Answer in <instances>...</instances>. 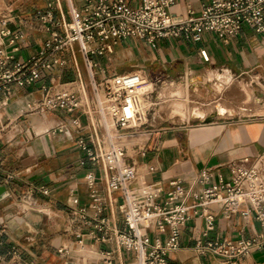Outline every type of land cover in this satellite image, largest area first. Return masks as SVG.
Segmentation results:
<instances>
[{"label":"crops","instance_id":"crops-1","mask_svg":"<svg viewBox=\"0 0 264 264\" xmlns=\"http://www.w3.org/2000/svg\"><path fill=\"white\" fill-rule=\"evenodd\" d=\"M61 1L64 10L61 14L56 9L54 17L61 20L64 14V19L69 22V5L81 9L88 0ZM127 1L132 6H139L144 0ZM210 1L175 0L171 12L177 18L197 15ZM38 11L46 13V0H0V20L7 17V26L11 31V35L4 39V48L14 55L13 63H23L38 54L50 37V23L44 24L39 20ZM55 29L63 31L62 27ZM18 34L19 37L12 43L11 40ZM60 55L67 59V63L44 79L30 86L13 85L10 94L0 92V184L6 187V195L0 196V256L14 264L63 263L59 250L79 240L70 225L69 209L73 194L77 193L82 205L89 204L90 191L85 177L89 172L102 174L90 162L82 163L85 153L78 146V138L87 134L86 126L80 130L70 125L66 132L53 133L60 124L70 123L76 116H80L85 124V116L79 111L68 113L39 107L45 95L43 86L52 83L63 86L76 80L78 72L85 70L78 44L74 46L77 67L71 52L63 51ZM96 59L105 74L112 70L116 74V70L123 68H135L133 71L140 70L148 77L154 73L153 82L167 79V84L171 83L163 88L167 90L180 85L172 87L173 83L182 82L185 86L180 87L188 91L197 84L189 85L191 78L195 80L196 77H203V81H198L203 85L207 83V87L223 88L218 101L223 100L221 103L231 109L233 115L218 116L210 123L193 119L174 123L159 119L158 124L161 125L153 130L144 149L134 157L146 180L159 185L164 193L176 179L194 182L205 167L219 168L228 178L229 171L225 165L228 162L264 155V113L253 116L240 110L246 105L243 102L246 97L243 85L256 90L258 104L254 106L264 108V33L244 27L235 38H220L213 32H207L198 42L182 37L164 38L158 41L156 47L130 38L116 42L112 52L96 56ZM160 90L161 87L156 89L154 95L156 107L159 106L157 98ZM162 91L159 100H162ZM183 99L187 111L203 105L197 99L205 101L201 95L200 98L195 95L191 98L188 93ZM214 105L204 106L213 109ZM97 187L106 199V213L112 216L114 224L122 227L123 217L119 211L121 193L109 194L104 180L98 182ZM195 188L200 186L196 184ZM30 189H34L33 202L37 207L19 211L16 200L26 198ZM45 190L48 193H44ZM209 209L215 215L216 225L210 236L220 241L252 238L262 231L254 212L243 214L246 206H241L231 217L224 214L218 203L211 204ZM205 230L204 216L195 215L188 220L181 232L180 247L170 255L169 264H223L222 258L199 256L195 252L196 242L203 237ZM150 234L152 240L159 235L152 230ZM166 235H162V239ZM84 241L103 255L101 259L91 260V264H106L108 258H113L116 264L132 262V255L123 249L105 245L88 235ZM111 246L114 252L108 255ZM238 264H264V250H253L240 258Z\"/></svg>","mask_w":264,"mask_h":264},{"label":"built area","instance_id":"built-area-1","mask_svg":"<svg viewBox=\"0 0 264 264\" xmlns=\"http://www.w3.org/2000/svg\"><path fill=\"white\" fill-rule=\"evenodd\" d=\"M46 1V13L38 11L37 17L44 24L50 23L51 34L38 54L23 63H13L14 55L7 53L5 41H0V92L10 94L13 85H34L56 68L65 66L67 59L60 55L63 51L72 53L77 67L74 46L78 44L87 78L80 71L76 80L63 86L58 83L43 86L45 95L39 103V107L47 110L79 111L85 116V124L76 116L70 123L60 124L53 133L66 132L70 125L80 130L86 126L87 134L78 138V146L85 153L82 163L88 161L102 172L101 175L89 172L85 177L90 191L89 204L82 205L77 193L73 194L70 225L78 242H83L88 235L90 239L130 253L131 264H169L170 255L180 247L181 232L187 221L202 215L206 230L195 245L199 256L211 255L222 258L223 264H238L240 258L253 250H264V155L228 162L225 164L228 178L219 168L205 167L194 182L176 179L165 193L148 180L139 184L138 166L134 157L128 155L126 142L129 138L131 142L144 140L143 150L156 128L150 124L157 105L153 97L155 82L151 81V90H142L145 83L141 75L133 76L131 79L137 80L132 83L128 82V76L108 77L96 59L112 52L116 42L130 38L156 47L164 38L182 37L198 42L207 32L220 38H235L244 27L264 33V0H212L199 14L186 18L172 14L175 0H144L139 6H132L127 0H88L81 9L69 5V22L64 14L61 20L54 17L56 9L61 14L64 10L61 0ZM0 23L4 26L7 20L2 18ZM56 27H62L63 31H57ZM1 34L5 39L11 31L0 29ZM18 37L19 34L15 35L11 42ZM111 78L116 82H110ZM148 99L151 101L146 106ZM135 148L139 149L140 144ZM102 180L109 194L121 193L122 227L114 224L112 216L106 213V199L97 187ZM196 184L200 188L196 189ZM33 195L34 189H30L22 200L30 204L26 210L35 208ZM213 203L220 204L227 217L246 206L243 214L254 212L262 231L252 238L237 240L220 241L211 237L216 226L215 215L209 209ZM151 230L159 233L154 240ZM162 235H166L164 239ZM112 252L113 247L108 255ZM59 253L66 255L69 250L63 247ZM0 264L14 263L0 256ZM106 264L116 263L108 258Z\"/></svg>","mask_w":264,"mask_h":264},{"label":"bare ground","instance_id":"bare-ground-1","mask_svg":"<svg viewBox=\"0 0 264 264\" xmlns=\"http://www.w3.org/2000/svg\"><path fill=\"white\" fill-rule=\"evenodd\" d=\"M120 77L122 76H128V82L132 83L135 82L137 79H131L133 76L135 75H141V78H143L144 80V87H142V90H151L152 89V84L151 81L149 79H147V77L144 75V73L140 70L134 71V72H128V73H123V74H119ZM112 83H114L112 78L110 79ZM140 80V79H139ZM203 81V77H196L195 80H191L189 81V85H192L193 83H197L193 88L189 89L188 91L183 87H180V85H184L185 83L182 82H178V84H180L179 86L172 88L170 90L167 89H163L164 87H169V84H165L162 86V89L159 91V93L162 91V105L161 107L156 111L157 113L154 114L155 116V120H163L164 122L167 120L170 121H174L175 122H180V121H185V120H201V121H205L207 118H217L218 116H225L226 115H233V111H231V109L229 110L228 108L223 106V102L221 103V101L223 100H219L218 98H221V95L223 93V88L218 86V87H205V85H203L202 82ZM198 81V82H197ZM116 82V81H115ZM194 85V84H193ZM218 85V84H217ZM240 85V84H239ZM202 88L200 91L199 89ZM199 91V92H198ZM244 94L246 95L245 97V106L240 108V110H243L244 114H248V115H255V114H262L264 113V108H257V106L255 107V104H258V101L256 98V91L254 88L248 86V85H243V90ZM190 95L191 98L193 97V95H195L196 97L200 98V95L205 99V101H213L215 103L213 109L211 110L210 113H208L207 109L204 104L202 106H197V107H193L191 108V110L187 111L186 110V103H184V97H186V95ZM196 93V94H195ZM200 93V94H199ZM236 96V94H234ZM103 96V94H102ZM230 96V95H229ZM158 99H159V94H158ZM233 99V98H232ZM236 100V98L234 99ZM149 101H146V106L148 105ZM31 107H35V105H31ZM209 107V106H208ZM238 108V109H239ZM233 109V108H232ZM236 111V109H235ZM234 111V112H235ZM236 113V112H235ZM153 116V118H154ZM237 116V115H236ZM234 116V117H236ZM166 117V118H164ZM234 117H228V118H234ZM188 118V119H187ZM152 118L150 119V124L151 126H155L152 124ZM163 122V123H164ZM162 123V124H163ZM156 125L157 126H160ZM110 126H112L110 124ZM127 144H132V142L128 141ZM138 178H140V173L138 172ZM140 181L142 182V184H144L145 182H147L145 175L143 180L140 179ZM6 195V193L2 194L1 196ZM78 246L75 248V253L78 254L81 257H85L84 259H91L93 257H97L98 258V252L94 249L89 247L86 242H78L77 244Z\"/></svg>","mask_w":264,"mask_h":264},{"label":"rangeland","instance_id":"rangeland-1","mask_svg":"<svg viewBox=\"0 0 264 264\" xmlns=\"http://www.w3.org/2000/svg\"><path fill=\"white\" fill-rule=\"evenodd\" d=\"M4 19H6L7 20V17H3ZM1 19H2V17H1ZM7 23H8V20H7ZM7 23L4 25V26H0V29H2V30H8V26H7ZM1 24V23H0ZM4 41V36H2V34L0 35V41ZM4 44V43H3ZM4 46V45H3ZM125 68H123V70H116L117 72H116V74H123V73H126V72H130V71H133V70H135V68H131L130 70H124ZM86 69L84 70V72H83V75H84V78L86 79L87 77V75H86ZM115 73V70H112L110 73H107L106 75L109 77L110 75H113ZM148 77V76H147ZM155 77H156V74H154V73H152V74H150L149 75V77H148V79L150 80V81H152L153 79H155ZM256 78V77H255ZM251 79V78H250ZM256 79H258V78H256ZM261 80V79H260ZM156 82V81H155ZM168 82V80L167 79H164V80H162L160 83L158 82H156L155 83V86H154V90H155V93H156V89H159L160 87H161V89H162V86L163 85H165L166 83ZM177 83L178 82H176V83H173V86L172 87H174V86H176L177 85ZM169 85H171V83H169ZM207 85V83H205V87H207L206 86ZM252 86H254V87H256L255 85H252ZM211 87V86H210ZM257 88V87H256ZM202 88H200L199 89V91L201 90ZM90 90V88H88V91ZM257 90H258V88H257ZM198 91V92H199ZM256 91V90H255ZM259 91V90H258ZM260 92V91H259ZM154 93V95H156ZM88 94L90 95V91L88 92ZM160 94V93H159ZM225 95H226V93H224ZM224 94H223V96H224ZM260 94H262L261 92H260ZM155 98H156V96H154ZM256 98H257V93H256ZM224 99H226V97H224ZM157 100L159 101H157L158 103H159V106L158 107H156L155 109H159L160 107H161V105H162V101L163 100H159L158 98H157ZM198 101H200L202 104H204V105H207V104H212V103H214L213 101H203V100H199V99H197ZM148 101H151V99H148ZM190 105H192V104H190ZM206 108H208L207 109V111L208 110H212V109H209V107H206ZM157 113V111L155 110V114ZM154 116V115H153ZM152 119H154V120H152V124L153 125H159L158 124V122H159V120H155V116H154V118L152 117ZM109 123L112 125V120H110L109 119ZM158 127V126H157ZM154 129H156V128H154ZM127 141H132V139L131 138H129ZM138 141V140H137ZM144 141V140H143ZM143 141H140V142H136V141H134V142H132V144H127L128 142H126V146H127V149H128V155L129 156H132V157H135L136 156V154L139 152V150H141V148H142V146L144 145V143H143ZM136 144H140V148L139 149H137V148H135V145ZM138 172L140 173V178H138V183L139 184H141L142 182L140 181V179H142L143 180V178H144V173H143V171H141L140 170V168L138 167ZM16 208H18V210L19 211H22V210H26V208H28L29 207V205L30 204H28L27 202H25V201H20V199H17L16 200ZM36 207H37V205H35ZM15 207H14V209H16ZM41 210H45V209H43V208H40ZM13 211H15V210H13ZM85 242V241H84ZM78 243H75V244H73V245H68V250H69V253L68 254H63V257H62V259L61 260H63L62 262V264H91V260H94V259H96L95 257H93V258H89L88 260H89V263H87L88 262V260H84L83 261V259L85 258V257H81V256H79L78 254H76L75 253V248L78 246L77 245ZM60 255V254H59ZM101 258H103V255L102 254H98V258L97 259H101ZM125 264H128V262L126 263V261H125ZM130 264V263H129Z\"/></svg>","mask_w":264,"mask_h":264},{"label":"water","instance_id":"water-1","mask_svg":"<svg viewBox=\"0 0 264 264\" xmlns=\"http://www.w3.org/2000/svg\"><path fill=\"white\" fill-rule=\"evenodd\" d=\"M213 119L214 118H207L205 121H203L204 123H210V122H212L213 121ZM6 192V187L5 186H2V185H0V196L2 195V194H4Z\"/></svg>","mask_w":264,"mask_h":264}]
</instances>
